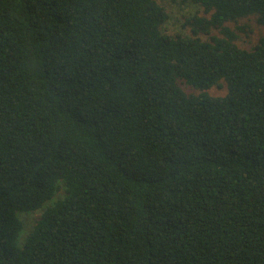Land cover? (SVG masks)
<instances>
[{"label": "trees", "instance_id": "trees-1", "mask_svg": "<svg viewBox=\"0 0 264 264\" xmlns=\"http://www.w3.org/2000/svg\"><path fill=\"white\" fill-rule=\"evenodd\" d=\"M184 1L0 0V264H264V0Z\"/></svg>", "mask_w": 264, "mask_h": 264}, {"label": "rangeland", "instance_id": "rangeland-1", "mask_svg": "<svg viewBox=\"0 0 264 264\" xmlns=\"http://www.w3.org/2000/svg\"><path fill=\"white\" fill-rule=\"evenodd\" d=\"M159 4L163 5L168 13V18L166 22L162 25L161 29L167 34H182L187 36H193L190 29L183 25L184 17L193 15L195 13L205 14L203 8L194 2L184 1V0H156ZM227 25L231 30L235 31L239 38L237 43L240 47L250 48L258 39L259 36L264 35V28L259 25L254 16L246 17L238 21V23L229 22ZM247 25L250 27V31L245 34V32L236 29L237 26ZM210 34L221 35L217 30H212ZM201 38H207L205 34H199ZM223 85L220 87L212 86L206 91L211 95H223L226 91L225 83L223 80ZM182 88L187 92L196 93L193 87L181 84ZM51 202V201H50ZM49 202V203H50ZM41 210L29 213L20 214L21 220L23 222V228L19 236L20 244L23 242L25 236L31 230L35 224L36 219L40 216Z\"/></svg>", "mask_w": 264, "mask_h": 264}]
</instances>
